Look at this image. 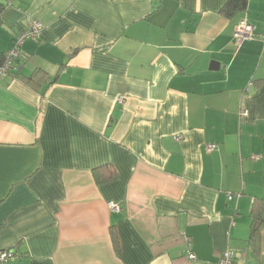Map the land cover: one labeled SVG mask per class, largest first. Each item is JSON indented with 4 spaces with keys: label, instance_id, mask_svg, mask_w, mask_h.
I'll return each instance as SVG.
<instances>
[{
    "label": "crops",
    "instance_id": "obj_1",
    "mask_svg": "<svg viewBox=\"0 0 264 264\" xmlns=\"http://www.w3.org/2000/svg\"><path fill=\"white\" fill-rule=\"evenodd\" d=\"M225 3L0 0V54L42 24L0 76V264H264V0Z\"/></svg>",
    "mask_w": 264,
    "mask_h": 264
},
{
    "label": "built area",
    "instance_id": "obj_2",
    "mask_svg": "<svg viewBox=\"0 0 264 264\" xmlns=\"http://www.w3.org/2000/svg\"><path fill=\"white\" fill-rule=\"evenodd\" d=\"M42 29V24L39 21H33L29 26L26 28L21 29L18 31L13 38L12 45L10 49L3 52L2 60H0V76H4L11 72L14 69V61L19 57L20 49L22 47V43L24 40L33 38L36 39L39 37L40 32ZM232 36L235 40L241 41L244 39H251L255 36L253 33V27L251 24L247 23L246 21H242L238 23L233 30ZM123 97H119L118 100H122ZM245 113V111L243 112ZM181 136L179 134L175 135V139H179ZM212 144H208L206 146V151L210 152L213 149ZM228 198L232 197V194H227ZM109 207L112 210H119V204L109 202ZM15 252L13 250H0V263L7 261L8 259L14 257ZM189 259H195V255L192 252H188ZM215 264H235L233 260L232 251L229 249L224 250L217 262Z\"/></svg>",
    "mask_w": 264,
    "mask_h": 264
},
{
    "label": "trees",
    "instance_id": "obj_3",
    "mask_svg": "<svg viewBox=\"0 0 264 264\" xmlns=\"http://www.w3.org/2000/svg\"><path fill=\"white\" fill-rule=\"evenodd\" d=\"M245 3L246 0H226L225 6H224V12H226L227 14H231L233 11H237V10H241L245 7ZM2 54L3 52L0 54V60H2ZM16 61V60H15ZM41 73V69H35L32 74L29 75V77H27V81L30 83H35L36 80V76L37 74ZM112 177V174H107L103 175V179H109ZM255 205L252 209V221H251V225H250V238H249V242L250 244L253 245V247H255V245L258 242L257 239V235H258V228L260 226V224L262 223V219L260 214L258 215L255 211H254ZM114 244H115V240H114ZM116 247V246H115Z\"/></svg>",
    "mask_w": 264,
    "mask_h": 264
}]
</instances>
